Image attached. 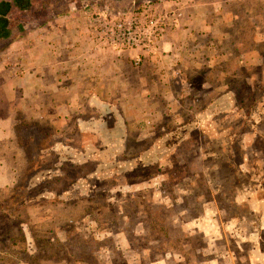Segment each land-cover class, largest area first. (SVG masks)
Returning <instances> with one entry per match:
<instances>
[{"label": "rangeland", "instance_id": "374dc122", "mask_svg": "<svg viewBox=\"0 0 264 264\" xmlns=\"http://www.w3.org/2000/svg\"><path fill=\"white\" fill-rule=\"evenodd\" d=\"M3 2L0 46L41 26L51 10L89 12L93 38L97 18L127 19L148 6L169 18L178 11L153 53L108 48L148 56L176 39L193 3L203 16L212 3ZM256 2L220 6L257 13ZM236 14L229 36L253 50L229 52L212 73L184 77L183 94H78L67 121L54 111L37 122L16 117L13 149L24 155L0 159V264H192L193 256L198 264H264V34H248L264 20ZM9 147L0 156L16 155Z\"/></svg>", "mask_w": 264, "mask_h": 264}, {"label": "crops", "instance_id": "0c3cea01", "mask_svg": "<svg viewBox=\"0 0 264 264\" xmlns=\"http://www.w3.org/2000/svg\"><path fill=\"white\" fill-rule=\"evenodd\" d=\"M243 1L251 0H211L205 16L200 12L201 5L193 3L187 9V21L175 30V34L178 33L176 39L170 36L156 54L149 56L102 48L92 36L93 18L88 17L89 12L80 8L77 11H49L41 26L25 32L11 43L5 40L0 46V149L18 147V142L13 141L18 140L14 134L19 125L18 115L23 121L37 122L54 111L58 115L56 119L67 121L77 105L78 94L84 100L89 94H112L116 98L121 94L128 98L135 94H183L177 87L184 77L186 80L192 78L200 70L212 73L219 64L215 61L229 56V52L253 50L245 49L243 40H239V46V41L235 40L239 37H230L228 29H231L229 25L236 13L239 19L256 18L257 24L264 20V10H261L264 0H254L257 9L260 8L257 13L246 8L234 11L232 7L221 11L222 3L230 5ZM3 4L0 0V14L5 8ZM223 16L230 17L223 21ZM204 18L215 22L200 25ZM263 27L258 24L256 31L248 34H264ZM212 31H216L220 41L212 40ZM138 54L141 61L137 66ZM58 99H64V103L56 105ZM1 154L0 159L8 164L23 161L24 154ZM214 263L219 264V261Z\"/></svg>", "mask_w": 264, "mask_h": 264}, {"label": "built area", "instance_id": "2783aa9c", "mask_svg": "<svg viewBox=\"0 0 264 264\" xmlns=\"http://www.w3.org/2000/svg\"><path fill=\"white\" fill-rule=\"evenodd\" d=\"M181 14L177 11L169 18L163 10L149 7L141 14L127 19L107 21L97 18L94 22L95 42L102 48L120 47L129 51L153 53L167 33L177 26ZM136 64L139 59H135Z\"/></svg>", "mask_w": 264, "mask_h": 264}, {"label": "trees", "instance_id": "16d2710c", "mask_svg": "<svg viewBox=\"0 0 264 264\" xmlns=\"http://www.w3.org/2000/svg\"><path fill=\"white\" fill-rule=\"evenodd\" d=\"M17 127H15V131H16V134L18 136L19 128H17ZM191 260H192V264H198V257L193 256V258Z\"/></svg>", "mask_w": 264, "mask_h": 264}]
</instances>
